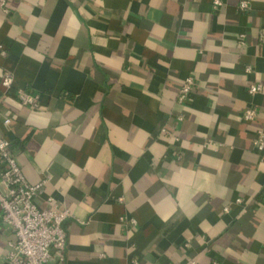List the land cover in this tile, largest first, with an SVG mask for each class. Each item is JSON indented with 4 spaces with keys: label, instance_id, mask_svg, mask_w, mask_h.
Here are the masks:
<instances>
[{
    "label": "crops",
    "instance_id": "0c3cea01",
    "mask_svg": "<svg viewBox=\"0 0 264 264\" xmlns=\"http://www.w3.org/2000/svg\"><path fill=\"white\" fill-rule=\"evenodd\" d=\"M220 1L7 0L0 10V136L26 181H45L36 206L69 211L64 264H264V150L253 147L264 130V0ZM251 84L261 92L250 96ZM14 240L0 213V264Z\"/></svg>",
    "mask_w": 264,
    "mask_h": 264
},
{
    "label": "built area",
    "instance_id": "2783aa9c",
    "mask_svg": "<svg viewBox=\"0 0 264 264\" xmlns=\"http://www.w3.org/2000/svg\"><path fill=\"white\" fill-rule=\"evenodd\" d=\"M249 3L241 1L239 9H248ZM7 0H0V10L8 13ZM222 6L220 0H213V8ZM243 36L240 37L242 39ZM6 51L0 45V57H5ZM250 69H247L249 71ZM1 86L7 92L13 87V75L3 72ZM195 86L193 77L183 81L179 90L177 101L182 104L186 102ZM261 85H249L247 92L253 96L261 92ZM14 97L18 102L30 109L41 108L39 95L32 94L22 89L14 90ZM257 110L246 108L242 112L245 122L254 121L257 118ZM181 120V117L178 118ZM10 124V119H4L3 125ZM253 147L258 152L264 150V130L259 129L253 140ZM44 182L29 184L16 158L10 150V142L0 136V213L3 221L14 232L15 240L7 244L4 262L5 264H64L66 234L63 223L71 217L67 209L60 208L47 199V206L39 209L35 199L41 193ZM240 203V199L236 200ZM228 207L223 209L227 212Z\"/></svg>",
    "mask_w": 264,
    "mask_h": 264
}]
</instances>
